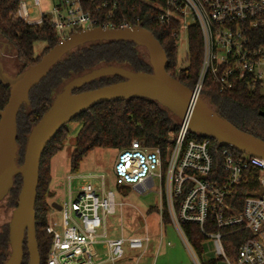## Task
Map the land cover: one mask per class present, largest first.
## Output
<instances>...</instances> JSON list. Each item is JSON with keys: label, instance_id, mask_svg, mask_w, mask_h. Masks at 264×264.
Returning a JSON list of instances; mask_svg holds the SVG:
<instances>
[{"label": "built area", "instance_id": "1", "mask_svg": "<svg viewBox=\"0 0 264 264\" xmlns=\"http://www.w3.org/2000/svg\"><path fill=\"white\" fill-rule=\"evenodd\" d=\"M53 8L32 22V3L40 0H19L13 16L29 26L48 24L58 42L82 31L102 28L124 30L143 25L127 21L116 25L109 20L119 10L121 0H51ZM151 5L159 13L160 25L177 24L174 33L177 46L197 27L202 39V63L198 80L192 89V105L177 135L173 133L167 148L150 149L134 141L120 151L114 174L118 186H133L146 192L161 182V219L165 209L194 264H201L194 253L184 225L197 226L202 236L214 243L219 260L225 264H264V160L240 154L230 147H219L209 138H190V119L194 106L203 99L204 88L211 79L220 93H231L240 86L264 89V0H136ZM139 23V21H138ZM144 28V27H143ZM189 53V52H188ZM214 142L217 144L215 150ZM214 153L223 162V172L215 170ZM87 180L73 198L60 204L61 223L49 222L47 233L52 236L47 264H99L96 245L99 238L109 262L122 260L126 244L132 250L146 249L150 239L119 238L109 240L105 229L109 216L117 211L116 195L105 186L92 182V176H69ZM250 193L240 201L245 187ZM257 194V195H255ZM241 203V206H240ZM248 233L250 239L230 257L224 244L228 235Z\"/></svg>", "mask_w": 264, "mask_h": 264}, {"label": "trees", "instance_id": "2", "mask_svg": "<svg viewBox=\"0 0 264 264\" xmlns=\"http://www.w3.org/2000/svg\"><path fill=\"white\" fill-rule=\"evenodd\" d=\"M18 1L0 0V41L15 49L16 57L23 65L24 71L38 64L59 42L48 24L43 27H33L15 18L13 14L17 9ZM158 16V11L149 4L136 0H121L119 10L115 11L114 17L109 21L116 25L125 20L143 25L155 36L165 50L168 57V74L192 90L198 80L202 63L203 48L200 31L197 27L189 30L188 65L180 68L177 58L179 47L174 36L178 29L177 24L160 25ZM258 35L264 39V32H259ZM39 42H44L47 46L43 50V55L36 56L35 45ZM261 44L264 43H258L256 46ZM138 48L139 46L135 43L127 41L88 44L74 50L54 66L50 75L32 91L30 105H25L20 112L17 136L20 147L18 163L21 165L24 160L25 149L21 148L23 142L28 140L32 128L49 110L56 95L61 92L66 83L93 69L103 67V65L124 67L134 72L152 73L148 54H140ZM110 78L123 79L121 77L101 78L87 84L75 93L104 87L110 84L108 81ZM240 87L231 93H220L216 84L209 79L204 88L203 99L208 106L236 127L264 140V134L260 132H264V118L260 115L261 112H264V89L259 86L253 89L246 86ZM9 98L10 89L0 81V113L7 105ZM74 121L81 124V129L71 156L73 171H78L83 160L96 148H113L122 151L128 148L132 142L137 141L150 149H165L172 141L170 135L173 133L176 136L181 125V120L170 111L159 103L146 98H134L100 105ZM65 128L50 143L41 161L36 205V231L41 264H47L52 244V236L47 233L48 213L51 208L47 200L51 197V163L65 147L68 136V131ZM190 138L202 139L193 133ZM215 148H217L216 142H214L213 149L215 150ZM214 157L215 170L222 173L221 157L216 153H214ZM21 184V177H16L11 197H18ZM249 193L250 188L246 186L239 193L240 201L243 202ZM163 221L165 224L171 222L166 209ZM184 230L192 246L195 249L201 248L205 238L199 228L194 225H184ZM250 238V234L242 232L228 235L224 239V244L230 257L234 258L241 244ZM23 264H29L26 245Z\"/></svg>", "mask_w": 264, "mask_h": 264}, {"label": "water", "instance_id": "3", "mask_svg": "<svg viewBox=\"0 0 264 264\" xmlns=\"http://www.w3.org/2000/svg\"><path fill=\"white\" fill-rule=\"evenodd\" d=\"M110 41L133 42L146 49L152 73L134 72L124 67L103 66L78 76L66 83L49 110L32 128L27 141L23 163H18V118L22 108L30 105L32 91L49 75L54 66L74 50L87 44ZM0 81L10 89V98L0 113V202L21 177L17 207L9 223L10 258L5 264H22L26 245L29 264H41L36 231V205L40 183L41 161L50 143L79 116L111 102L146 98L159 103L181 121L192 105L193 92L167 72L168 57L155 36L143 27L124 30L94 28L70 36L58 43L42 60L11 76L1 61L11 47L0 41ZM107 77H121L124 81L94 90L75 93L87 84ZM264 118V112L260 113ZM191 133L217 142L219 147H230L240 154L264 160V140L236 127L199 99L190 119ZM257 195V194H255ZM60 211L61 206L53 203Z\"/></svg>", "mask_w": 264, "mask_h": 264}, {"label": "rangeland", "instance_id": "4", "mask_svg": "<svg viewBox=\"0 0 264 264\" xmlns=\"http://www.w3.org/2000/svg\"><path fill=\"white\" fill-rule=\"evenodd\" d=\"M53 3L51 0H40V6L32 3L30 9L33 12L29 20L32 22L40 20L42 13H48L52 10ZM46 46L44 42L37 43L35 45V55H43V50ZM1 47L0 45V50ZM138 50L142 55L147 54L146 49L143 47H139ZM16 56L15 49L11 47V49L8 48L6 50L1 59L5 71L11 76H17L24 69ZM177 58L180 68L188 65L187 37L181 39ZM65 129L68 131L65 147L51 163L52 180L50 188L53 193L50 192L51 197L47 199L51 206L48 213L49 222L53 220L59 224L61 223V214L58 210L52 208V204L69 201L70 190L73 193V198H77L78 191L87 183V180L76 179L70 186L69 176H92L97 178L92 180L96 185H101L102 181L98 178L105 176V186L108 191L115 193L118 204L116 214L107 218V224H112L111 230L118 234H122L121 231L124 230L123 236L126 239L136 236L141 238L150 237L148 247L143 250H131L129 245L126 244L124 246V258L114 264H194L192 254L181 239L176 227L172 223H163L161 219V208L164 203L160 195V180L155 178L154 187L146 192H139L133 186H118L114 169L121 150L113 148L94 149L80 164L78 171H73L71 168V156L75 149L76 138L81 129V124L73 121ZM260 132L264 134L263 131ZM27 141L22 144L21 148L23 150L26 149ZM120 203H124V207H120ZM13 208L11 196L0 203V216H5L9 213L5 219L1 218V225L11 221ZM162 230H167V232L165 233L164 231L165 241L161 244ZM102 231L103 229L99 233ZM169 242L171 243L170 246L167 245ZM193 250L201 264H225L223 260H219L217 257L214 243L211 239L203 240L201 248L195 249L193 247ZM104 255L100 260L106 259ZM106 264L113 263L108 262Z\"/></svg>", "mask_w": 264, "mask_h": 264}, {"label": "flooded vegetation", "instance_id": "5", "mask_svg": "<svg viewBox=\"0 0 264 264\" xmlns=\"http://www.w3.org/2000/svg\"><path fill=\"white\" fill-rule=\"evenodd\" d=\"M108 81L110 82V84H108V85H111V84H115V83L122 82V81H124V79L118 80V79H112V78H110ZM108 85H105V86H108ZM98 88H100V87H98ZM77 93H79V92H77ZM13 188L10 190L8 196L5 199H7L8 197L11 196V193H12ZM17 202H18V197L16 198L15 196H13L12 197V205L14 207L13 208L14 210L17 207ZM8 214H6L5 216L1 215L0 216V220H1V218L2 219H5L6 217H8ZM9 223L10 222H6L5 225L4 224L1 225V223H0V264H5L8 261V259L10 258L11 248H10V244H9ZM7 233H8V235H7Z\"/></svg>", "mask_w": 264, "mask_h": 264}, {"label": "crops", "instance_id": "6", "mask_svg": "<svg viewBox=\"0 0 264 264\" xmlns=\"http://www.w3.org/2000/svg\"><path fill=\"white\" fill-rule=\"evenodd\" d=\"M136 189V188H135ZM137 191L139 192H144L143 190H140L139 188L136 189ZM150 190V189H149ZM51 193H53L52 189H51ZM73 195V194H72ZM62 202H66V201H62ZM62 202L58 203V204H61ZM117 203V202H116ZM118 205V204H117ZM120 207H124V203H120ZM117 212V211H116ZM108 220L106 221V225H105V229H103V231L100 233V235H104L106 234V237L107 239L109 240H115V239H119V238H124L123 234H124V230L121 231L122 234H118V233H115L111 230V225L110 224H107ZM164 223V221H163ZM171 223V222H170ZM164 231L165 233L167 232V230H162L161 232V238H160V241H161V244L165 241V234H164ZM149 237V236H148ZM133 238V237H132ZM135 238H141V237H135ZM150 239V237H149ZM182 239V238H181ZM106 240L104 237H100L99 238V244L96 245L95 249H96V252L98 253L99 255V258H98V263L99 264H106L108 263L109 261L107 260V258L105 257L104 253H106V250L104 249V245H103V241ZM170 242L167 244L168 246H170ZM149 245V244H148ZM148 247V246H147ZM130 248V247H129ZM131 249V248H130ZM132 250V249H131ZM135 251V250H134ZM137 251V250H136ZM104 255V257L106 259H103V260H100V258ZM114 264V263H113Z\"/></svg>", "mask_w": 264, "mask_h": 264}]
</instances>
